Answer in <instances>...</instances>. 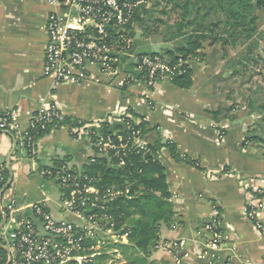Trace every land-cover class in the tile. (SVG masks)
Wrapping results in <instances>:
<instances>
[{"label": "crops", "instance_id": "0c3cea01", "mask_svg": "<svg viewBox=\"0 0 264 264\" xmlns=\"http://www.w3.org/2000/svg\"><path fill=\"white\" fill-rule=\"evenodd\" d=\"M60 1L0 0V114L16 110L24 133L30 117L53 104L65 117L87 123L106 121L118 108L131 111L136 122L144 124L147 148L170 142L180 159L187 156L198 164L173 158L165 147L155 156L165 170L174 222L160 226L149 260L204 264L198 256L215 230L221 262L264 264V234L245 213L250 189L264 190V113L256 110L264 101V8L255 12L259 35L251 79L245 78L241 61H235L233 69L227 67L234 50L226 49L223 55L220 45H204L198 58L188 62V89L166 79L148 86L137 70L139 54L148 50L135 38L115 76L92 70L96 81L57 85L43 76L42 68L45 25L49 15L59 11ZM149 4L147 0L140 6ZM36 148L39 166L63 160L81 172L94 153L88 137L74 139L64 128L50 130L37 140ZM1 164L8 180L12 177V193L19 202L43 203L58 218V188L30 169L23 144L9 132H0ZM256 218L264 227V211ZM173 244L180 246L172 248ZM0 248L7 264L10 252Z\"/></svg>", "mask_w": 264, "mask_h": 264}, {"label": "built area", "instance_id": "2783aa9c", "mask_svg": "<svg viewBox=\"0 0 264 264\" xmlns=\"http://www.w3.org/2000/svg\"><path fill=\"white\" fill-rule=\"evenodd\" d=\"M146 1L61 0L59 11L52 12L45 25L43 76L57 85L96 81L92 70L101 76H115L122 57H128L132 50V39L126 33V26L134 11ZM137 70L142 74L141 81L148 86L158 79L169 80L175 72L162 56L138 57ZM17 117L16 110L0 114V132L12 133L19 139L30 169L58 188L59 216H51L43 203L19 202L12 193V183L5 188L8 178L3 177L1 172L5 167L1 164L0 245L10 252L7 264H93L102 257L109 260V264H116L121 256L116 245L127 244L128 232L116 229L105 211L106 204L118 193L101 191L96 178L66 164L57 169L39 168L37 140L33 135L46 130L53 121H63L65 116L58 106L53 104L33 114L28 131L24 133L18 128ZM109 117L106 120L109 124L116 122L122 126V132L127 133L113 132L111 135L116 142L111 136H100L99 122L81 130L53 124L51 130L64 128L70 136H86L88 140L94 137V142L90 143L94 153L88 160L116 158V167H121L127 151L145 153L147 147L140 129L131 124L134 120L131 114L118 108L111 111ZM254 192L262 194L264 190L250 189L245 213L264 234V227L256 218L258 211H264V196L256 198ZM179 246L173 244L172 248ZM220 250V236L212 233L198 258L204 264H212L220 259ZM224 264L229 263L225 261Z\"/></svg>", "mask_w": 264, "mask_h": 264}, {"label": "trees", "instance_id": "16d2710c", "mask_svg": "<svg viewBox=\"0 0 264 264\" xmlns=\"http://www.w3.org/2000/svg\"><path fill=\"white\" fill-rule=\"evenodd\" d=\"M153 1V7L160 2L163 4L159 11L160 17H152L153 12L139 6L134 11L131 22L126 26V33L132 40L140 37L146 41L144 43L146 45L151 39V42L159 40L161 44L171 46L164 49L163 53L143 52L139 54V57H164L168 65L175 68L174 75L169 79L174 86L181 89L190 87L192 71L188 62L198 58V53L207 42L210 46L220 45L223 55L227 48L246 46L247 53L243 57H247L246 61L249 60L250 51L259 35L255 12L264 8V0ZM171 17L173 21L170 23ZM164 18L166 19L163 20ZM262 64L264 66V59ZM256 110L264 113V101L256 107ZM127 112L133 119L135 118L131 111ZM53 124L68 125L81 130L92 123L65 117L62 122L53 121L47 125L46 130L38 131L36 135L30 133V135L38 140L51 130ZM131 124L134 128L140 129L142 134L147 132L144 124L137 123L135 119ZM97 125L100 136H111L115 142L111 135L113 132L120 131L122 135H127L126 132H122L120 124L113 125L103 121ZM71 136L74 139L77 138L75 134ZM94 140V137H89L90 143ZM261 141L264 142V139ZM162 147L167 148L173 158L198 167L197 162L187 156L180 159L176 155L175 146L170 142L164 144L158 142L153 147L147 148L145 153L127 151L123 157L125 163L121 167H116L118 161L116 158L106 157L97 158L95 162L87 160L84 167L83 172L96 178V185L101 191L118 193L106 204L105 213L115 223L116 229L128 232L127 244L116 245L119 250H124L128 254L124 264H154L149 258L157 247L160 226H170L174 222V210L170 202L171 195L165 170L155 159ZM62 164H66L65 161H54L50 167L40 165L39 168L57 169ZM1 173L5 179L8 178L5 168ZM253 195L261 198L264 192L262 194L254 192ZM213 233L217 234V231L213 230ZM0 255L1 258L5 256L2 249H0ZM0 264H4V260H1ZM212 264H224V262L218 259Z\"/></svg>", "mask_w": 264, "mask_h": 264}, {"label": "rangeland", "instance_id": "374dc122", "mask_svg": "<svg viewBox=\"0 0 264 264\" xmlns=\"http://www.w3.org/2000/svg\"><path fill=\"white\" fill-rule=\"evenodd\" d=\"M153 3H154V1L153 0H150V4L149 5H146L144 7V9L146 11H150L151 13L153 12L152 13V17H160L159 11L163 7V4L160 2V3H158L157 6L153 7ZM165 19L166 18H164L163 20H165ZM169 21L171 23L173 21V17H171ZM137 33H138L137 35H139V32H137ZM138 39L140 41H142L143 43H146V41L143 40V39H141L140 37H138ZM147 43H149V44L148 45L144 44V45L146 47V50H148V52L163 53V50L164 49L171 47L169 45H163V44H161L159 42V40L157 42H151V39H150ZM205 45H208V42ZM208 46H210V45H208ZM212 46H215V45H212ZM240 47L241 46H237L235 49H232V50H234V52H232V54H234L235 56L234 57L231 56L232 58L229 60V62L227 64V67H230V68L233 69L236 66V62L235 61L239 60V61H241L242 65L244 66L243 69H244V73L246 75L245 78L246 79H251L252 78V75L254 73V62H255V59H256V58L254 59V55H255L254 49L252 48V50L250 51L251 54H249V57H248L249 60L246 61L245 58H247V57H245V58L243 57L245 55V53H247L246 46H243L242 50H240L237 53L236 50H237V48H240ZM227 49H229V48H227ZM263 49L264 48H262V50ZM229 55H231V51H230ZM252 58H253V60H251ZM241 68L242 67H240L239 70H242ZM250 85H252V83ZM107 251L109 253V250H107ZM120 255L121 256H120L119 261L118 262H115L116 264H120V263L121 264H124L126 262V260H127L128 254L126 253V251L120 250ZM93 264H109V260H107V259H105V258L102 257L101 259L96 260Z\"/></svg>", "mask_w": 264, "mask_h": 264}, {"label": "water", "instance_id": "95a60500", "mask_svg": "<svg viewBox=\"0 0 264 264\" xmlns=\"http://www.w3.org/2000/svg\"><path fill=\"white\" fill-rule=\"evenodd\" d=\"M11 181H12V177H11V175H10L9 180H8V182H7L6 186H5V188L8 187V185L11 183ZM2 193H3V190L0 191V199H1V195H2Z\"/></svg>", "mask_w": 264, "mask_h": 264}]
</instances>
